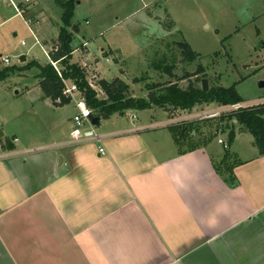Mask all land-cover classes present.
Masks as SVG:
<instances>
[{
    "label": "crops",
    "instance_id": "obj_1",
    "mask_svg": "<svg viewBox=\"0 0 264 264\" xmlns=\"http://www.w3.org/2000/svg\"><path fill=\"white\" fill-rule=\"evenodd\" d=\"M176 113L100 119L115 121L99 144L46 135L34 145L50 149L23 160L33 144L0 140V264H34L33 253L39 264H264V156L238 158L230 179L221 155L189 139L196 112Z\"/></svg>",
    "mask_w": 264,
    "mask_h": 264
},
{
    "label": "rangeland",
    "instance_id": "obj_2",
    "mask_svg": "<svg viewBox=\"0 0 264 264\" xmlns=\"http://www.w3.org/2000/svg\"><path fill=\"white\" fill-rule=\"evenodd\" d=\"M12 1L23 13L16 15L7 1L2 3L0 0V71L24 67L31 61L41 66L50 64L48 55L60 47V29L65 28L68 35L64 37L71 35V48L78 49L71 53L69 62L84 67L87 75L93 73L88 80L94 89H98L96 82L101 79H121L129 85L133 97L146 98V84L165 86L171 83L185 89L190 82L201 87V80L206 79L209 88L235 85L245 103H264V88L258 86L264 81V0H77L79 6L72 24L78 25V32L64 26L63 10L57 5L62 0ZM168 23L172 26L165 28ZM85 42L87 49L83 52ZM181 42L188 44L198 55L192 63L183 61L177 47ZM106 43L113 51L106 49L101 54L99 44L105 47ZM21 57H25L24 62L20 61ZM4 58H9L8 66L3 63ZM86 63L90 64L89 68ZM59 66L57 63L58 69ZM166 66L171 67L173 76L161 71ZM200 69L202 73L196 75ZM36 73V68L15 71L0 82L2 150L9 147L14 138L17 149L23 144H33L29 145L31 148L43 147L34 144L48 139L46 135H67L71 130L69 119L76 113L75 105L71 102L58 109L55 106L48 108L36 88ZM141 78L145 80L133 82ZM218 107L211 103L195 106L191 112L211 111ZM176 112L171 113L181 115ZM137 115L141 120L151 122L149 112ZM156 115L159 118L164 114L157 111ZM227 115L192 118L190 124L195 131L189 139L204 142L222 158L228 154L226 165L233 166L239 162L238 158H246L257 149L249 133L228 146V134L232 129L236 131L238 126ZM127 118L126 114L119 121ZM104 120L94 127L96 131L115 121L114 118ZM54 125L55 132H50ZM219 139L226 148L218 143ZM33 156L36 154L22 155L19 160ZM33 256L37 258L33 263L39 264V253H33Z\"/></svg>",
    "mask_w": 264,
    "mask_h": 264
},
{
    "label": "trees",
    "instance_id": "obj_3",
    "mask_svg": "<svg viewBox=\"0 0 264 264\" xmlns=\"http://www.w3.org/2000/svg\"><path fill=\"white\" fill-rule=\"evenodd\" d=\"M76 3L77 0H62L57 2V5L63 10L61 20L64 26L72 27L73 31L78 32V25L72 24ZM171 26L172 24L170 23L164 27L170 28ZM60 34L62 35L59 38L60 47L56 48L53 54L48 55L51 61L60 64V69L56 70L49 63L41 66L35 61H31L24 67L5 68L0 71V82L4 81L10 73L15 71L21 72L22 70L36 68V82L43 93V99L49 100L55 107L68 105L71 103V100L64 95L63 82L73 83L78 89L79 96L85 100V104L91 111L92 116L100 119H108L114 114L122 115L128 110L143 111L158 108L170 114L172 111L191 112L195 106L211 103H215L219 107L245 103L237 94L235 85L228 88L212 86L207 92H203L201 87H197L193 82H190L185 89L171 83L165 86L152 83L145 85V91L148 92L146 98L133 97L130 94L129 85L121 79L112 81L101 79L96 82L98 89H94L89 84V73L87 75L86 69L78 63L71 64L69 62V57L74 51L71 48V43L68 41L71 35L70 37H64L68 35L65 28L60 29ZM177 47L181 52L183 61L192 63L197 59L198 55L188 44L184 42L177 43ZM157 69L160 70V68ZM162 70L169 77L173 76L171 67L166 66ZM200 73H202L201 69L196 72V75ZM184 77L187 76L185 75ZM202 78H205V76ZM144 80V78L134 79L133 82L140 83ZM226 114H228L227 116L231 120H235L238 126L237 131L232 129L229 132L228 146L234 140L236 133H249L253 138L252 144L257 149L258 155L264 156V104L250 106ZM177 127L179 126L173 125L170 128ZM175 131H178V129ZM5 150H13V145H9ZM227 158L228 154L225 155L219 166H217V171L219 173H228L229 178L232 179L233 167L226 165Z\"/></svg>",
    "mask_w": 264,
    "mask_h": 264
},
{
    "label": "built area",
    "instance_id": "obj_4",
    "mask_svg": "<svg viewBox=\"0 0 264 264\" xmlns=\"http://www.w3.org/2000/svg\"><path fill=\"white\" fill-rule=\"evenodd\" d=\"M1 1H2V3H5L7 1L9 3V5L14 9L16 15L22 16L21 13H23V11L22 10L20 11L12 0H1ZM86 45H87V43H84L82 45V47L85 48ZM75 51L78 52V49L74 50L73 52H75ZM2 61L5 64V66H8L10 64L9 58H4V59H2ZM106 61H108V60H106ZM49 62L56 70H58V68L56 67V64L58 62H53L51 60H49ZM91 75H92V73L89 74V76H91ZM63 84H64V95L66 97L70 98L71 102L75 105V108H76V113L72 117V120H71L72 128H71V131L69 134L68 144L74 145V144H86V143H94V144L101 143L105 137L100 135L95 130V128H94L95 126L91 125V123L89 121V117L92 116L91 111L86 106L85 100L83 99V97L79 96L78 89H77L76 85H74L73 83H69V82H63ZM89 84H90V82H89ZM91 87H92V85H91ZM262 104H264V103H262ZM250 106H254V105H251V103H241V104H234V105H230V106H222L221 108L211 110V111L210 110L209 111H200V112L192 115L190 118L191 119L192 118L211 119V118L219 117L220 114H222V113L236 112L240 109L247 108ZM131 119L135 120V117L132 116ZM16 141H17V139H13V142H16ZM218 143L223 144L224 147L226 148V145L223 143L222 140L219 139ZM49 149L50 148L46 147V146L39 147V148H30V149H26L25 151L19 152V154H22V155H30V154H37V153L39 154V153L47 151ZM97 152L100 155L104 154V148L102 146L98 147ZM7 154H8L7 155L8 157L10 156V154H12V156H10V157H13L15 155L14 152H9Z\"/></svg>",
    "mask_w": 264,
    "mask_h": 264
},
{
    "label": "water",
    "instance_id": "obj_5",
    "mask_svg": "<svg viewBox=\"0 0 264 264\" xmlns=\"http://www.w3.org/2000/svg\"><path fill=\"white\" fill-rule=\"evenodd\" d=\"M70 40L71 39L69 38V40H68L69 43H70ZM20 61L24 62L25 61V57H21ZM258 86H259V88H264V81L260 82L258 84ZM201 89H202L203 92H207L208 91L209 87H208V82H207L206 79L201 80ZM99 120H100V118H98V117H94V116H90L89 117V121H90L91 125H93V126H98L99 125ZM1 137H2V132L0 131V138Z\"/></svg>",
    "mask_w": 264,
    "mask_h": 264
}]
</instances>
